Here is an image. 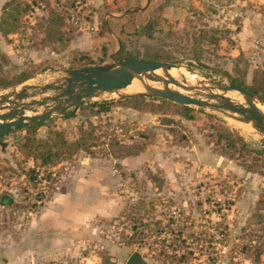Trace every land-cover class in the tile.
<instances>
[{"label": "rangeland", "instance_id": "1", "mask_svg": "<svg viewBox=\"0 0 264 264\" xmlns=\"http://www.w3.org/2000/svg\"><path fill=\"white\" fill-rule=\"evenodd\" d=\"M5 1L0 0V11ZM23 1L30 6L21 4L25 12L21 31L7 37L0 33L1 71L7 77L26 68L34 73L20 84L0 88V95L23 84L52 83L64 75L66 69L79 65L74 59L82 52L69 53L65 50L68 42L65 46L40 43L42 35L34 24L36 17L44 15L45 2L64 15L63 30L72 29V33L97 7L96 3L104 8L114 6L112 9L119 11L132 4L128 0ZM31 1L36 4H30ZM168 1L151 2V6H147V0L141 7L142 24L128 28L121 43L136 58L157 51L167 55L171 63L189 65L193 71L187 74L195 78L186 83L176 73L173 79L185 81L186 89L169 84L171 89L204 98L207 91L202 87L210 86L209 78L224 84L231 79L249 84L254 70H264V29H254L259 21H262L259 25L264 23V18H256L264 10L263 3L198 0L199 8L188 6L181 24H172L161 16L163 5ZM139 5L131 6L132 11L137 13ZM150 83L155 87L162 85ZM195 85L200 88L189 89ZM51 93L47 90L44 94ZM229 93L226 96H237ZM44 94L36 93L34 98ZM121 96L125 95H100L73 110V117L56 115L34 132L23 128L2 137L6 140L0 144V195H9L13 201L11 205L0 206V264H3V248L10 243L6 239L10 240L20 225L53 192L62 191L69 180L72 192L65 195L72 207L75 204L74 215L79 218V211L93 213L83 218L79 227L73 226L74 234L87 232L81 240L73 241L72 256L65 261L56 260V264H124L132 252H137L146 264H253V248L264 243V155L252 151L243 158L238 153L233 159L219 156L212 151L215 129L209 125L226 127L258 150H261L259 139L262 136L249 123L239 122L251 129L248 135L243 134L234 126L237 121L224 112L193 105L188 106L189 119L178 117L175 104L163 103L160 104L162 112L147 113L151 118L147 123H140L136 115L127 112L135 110L119 104ZM239 98L243 104L241 96ZM93 101L111 102L107 110L100 111L89 105ZM162 117L179 119L187 140L176 142L177 137L160 123ZM88 121L95 126V134L101 135L105 128L114 127L125 143L144 142L136 131L151 130L141 152L143 158L136 164H128L124 158L108 157L93 146V153L79 150L71 157L62 154L56 165L44 168L38 164L37 157L24 156L20 143L24 142L25 135L52 146L54 131H58L70 142L78 135L77 126L88 129ZM123 124L128 126L126 132L119 130ZM169 126L176 127L172 123ZM208 132L213 136L208 138L209 143L206 142ZM29 169L38 173L35 185L27 181ZM94 169L106 173L101 174L104 181L98 187L100 196L111 204L106 211L103 206L108 203L100 200L92 187L94 178L88 183L79 181L84 173ZM259 261L264 264V253L259 254ZM23 264L32 262L27 259Z\"/></svg>", "mask_w": 264, "mask_h": 264}, {"label": "trees", "instance_id": "2", "mask_svg": "<svg viewBox=\"0 0 264 264\" xmlns=\"http://www.w3.org/2000/svg\"><path fill=\"white\" fill-rule=\"evenodd\" d=\"M25 4V6L29 7V4H26L23 0H7L3 3L0 11V33L4 37H7L9 34H14L16 32L21 31L20 26H24V14L21 4ZM30 4H36L34 1H31ZM44 7H46V11L44 15H40L36 17L34 28L41 33L40 43H57L62 46H65L66 43L72 38L73 33L72 29L70 31H64V15L54 9L49 3L45 2ZM23 18V21H22ZM147 27V24L144 25ZM31 27V29H34ZM149 36V33H147ZM146 35V36H147ZM1 57V56H0ZM113 59L117 61L128 60V59H144L151 61H164V62H173L169 59L167 55L162 53H158L157 51H149L146 52L141 58H136L134 53L124 49L123 44L119 41L118 49L113 55ZM79 65L92 64V60L86 55L81 54L79 57L75 58ZM34 71H30L29 69H23L19 71L17 74L12 75L11 77H7L6 74L1 71L0 64V88H6L12 85L20 84L23 81L32 77ZM230 82L238 85L250 94L253 98L259 101L261 104H264V70L256 69L252 72V76L250 78L249 84H244L243 82L237 81L235 79H231ZM155 100H159L160 103H156ZM111 101H93L89 103V105L96 106L98 110L104 111L107 110L108 104ZM119 104L125 108H131L135 111L141 113H156L159 114L162 112L160 104H175L176 111L175 113L180 118L189 119L190 115V107L186 105H180L177 103H173L169 100L158 99L156 97H149L142 94H129L125 96H121L119 99ZM74 113L68 112L64 117L70 118L73 117ZM160 123L167 126V130L169 134H173L177 137L176 142H185L187 140L186 135L183 130V125L179 119L174 120L170 117H162L160 119ZM172 123L176 127H170L169 124ZM41 123L36 124H28L27 126L18 127L12 131L20 130V129H28L30 132H34L38 126L42 125ZM108 127L109 124L107 123ZM88 129L83 127V125H79L78 127V135L77 137L67 142L64 140V137L58 131H54L55 139H53L52 146L47 143L40 141H36L35 139H29L27 135L24 137V142L20 143V147L24 152V156H32L33 158L37 157L39 159V165L41 167H52L56 165L57 160L60 156H64L62 154H67L69 157L72 156L74 152L83 151L85 153H93L92 147L97 146L98 149L103 151L106 156L112 158H124L127 156H133L141 153L146 146V142L150 137L151 130L146 131H136L137 137L144 139V142H135L131 141V143H125L123 139H121L114 127L105 128V131L100 134H95V126L92 125L90 121L87 122ZM215 129V135L212 141V151L218 154L219 156L233 159L236 153L240 154V157L243 158L245 153L252 152L255 154L261 155V151L253 148L247 142H245L242 137L237 135L236 133L230 131L226 127L220 126H211ZM128 126L123 124L119 128L120 131H127ZM206 142L209 143V137L212 136L211 133H207ZM102 137V138H101ZM213 137V136H212ZM101 138V139H100ZM100 139V140H99ZM0 144L3 143V138H0ZM39 149H35L38 148ZM38 175L37 171L34 169H29L26 174L27 181L31 182L33 185L37 183L36 176ZM12 197L9 195H0V205H11ZM264 253V243L256 246L252 250V258L251 261L253 264H260L259 254Z\"/></svg>", "mask_w": 264, "mask_h": 264}, {"label": "water", "instance_id": "3", "mask_svg": "<svg viewBox=\"0 0 264 264\" xmlns=\"http://www.w3.org/2000/svg\"><path fill=\"white\" fill-rule=\"evenodd\" d=\"M113 55L109 61L102 64L66 69L64 75L52 83L43 86L23 84L10 93L1 94L0 138L18 127L41 123L56 115L65 116L92 98L102 95L108 83L126 86L133 78L139 80L145 78L162 85L160 87L144 85L143 91L132 94L165 99L180 105L207 107L224 112L237 121L249 123L263 137H260L259 143L260 151L264 155V114L257 109L255 99L244 88L232 82L224 84L218 79L209 78L207 82L210 86L202 87L207 91L203 95L204 98L194 97L168 87L172 84L180 89H186L185 81L178 82L166 72L172 67L180 66L192 72L193 69L189 65L144 59L117 61L113 59ZM155 70H160L162 76L156 74ZM199 88L198 85L189 86V89ZM47 90H51L52 93L44 94ZM227 91H236L242 97L243 104L233 102L225 95ZM36 93L44 95L34 98ZM25 111H29L30 114H26ZM124 264L146 263L137 252H132Z\"/></svg>", "mask_w": 264, "mask_h": 264}, {"label": "crops", "instance_id": "4", "mask_svg": "<svg viewBox=\"0 0 264 264\" xmlns=\"http://www.w3.org/2000/svg\"><path fill=\"white\" fill-rule=\"evenodd\" d=\"M148 1L147 6H151L152 3L155 4L156 1L160 0ZM171 1L169 0L163 5L161 16L162 18H168V21L172 24H181L186 15L185 8L188 6L199 8L198 0H177L174 4ZM128 2L132 4L122 11L112 9L114 6L109 5H106V8H104L100 3H96L97 7L91 13H88L87 19H84L80 23L79 28L74 31L72 38L65 47V50L69 53L81 51L93 63L74 67L102 64L109 61L118 49L119 41H122L126 30L128 28H136L139 24H142L144 12L141 11V7L147 0H128ZM257 2L264 4V0H257ZM137 3L141 5H139L137 13H135L132 11L131 6L135 7ZM256 18L258 20L264 18V10ZM261 22L259 21L254 29H264V23L259 25ZM127 112L136 115L137 121L140 123H147V120L151 118L147 113L136 114L137 112L132 110H127ZM10 134L4 136L7 137ZM4 140L6 139H3V142ZM142 154L124 157V159L127 160L128 164H136L135 162L143 158L141 157ZM101 174L106 173L99 169H94L92 172H88V174L84 173L85 176L82 175V179L80 178L79 181L88 183L93 181L94 178L95 184L92 187H94L98 198L108 203L105 198L100 196L98 191V187L102 186L104 181ZM70 183H72L71 180L64 183L62 191L53 192L39 206L38 210L34 211L20 225L15 235L10 240L9 237L6 239L10 243L6 244L3 248L4 253L1 259L3 264H23L27 259H30L32 264H56V260L65 261V259L72 256L73 241L81 240L87 232L74 234L72 231L73 226L79 227L83 218L88 217L93 212L83 214L79 211V218L74 215L76 210L75 204L72 207L68 202V197L65 195L67 192H72L71 189L73 187ZM84 185L89 187V184ZM108 204L103 206L104 211L111 208V204H109V207Z\"/></svg>", "mask_w": 264, "mask_h": 264}, {"label": "bare ground", "instance_id": "5", "mask_svg": "<svg viewBox=\"0 0 264 264\" xmlns=\"http://www.w3.org/2000/svg\"><path fill=\"white\" fill-rule=\"evenodd\" d=\"M182 71V72H181ZM156 74L160 75L161 71L160 70H155L154 71ZM185 72V73H184ZM167 75L170 77H174V76H178V74L180 76L183 77V79L187 82H189V80L195 78L194 75H189L187 74V71L184 68H180V67H172L169 70H167ZM177 73V74H176ZM176 74V75H175ZM134 81H131V83L127 84L126 86H122L121 84H114V83H108L106 85V88L104 90V92L102 93V95L104 96H108V97H114V96H118V95H122V94H132V93H136V92H140L144 90V85H152V83H150V81H147L145 78H142V80H139L137 78H133ZM193 83V82H192ZM155 87V86H154ZM168 87L170 88V86L168 85ZM171 89V88H170ZM231 92V93H229ZM226 94H235L237 96H232V95H228V97L236 102V103H240L242 104L240 98H239V94L236 91H229ZM242 98V97H241ZM256 107L257 109L264 114V106L261 104H257L256 103ZM27 114H30L29 111H25ZM234 115V114H232ZM231 118V117H230ZM233 119V118H232ZM230 120V119H229ZM235 120V119H233ZM237 121V120H235ZM238 122V123H237ZM235 122V127L237 129H239L240 131H242L243 134H247L250 132V127L244 125V124H240L239 122L241 121H237ZM231 124V123H230ZM251 126V125H250ZM252 127V126H251ZM253 128V127H252Z\"/></svg>", "mask_w": 264, "mask_h": 264}]
</instances>
